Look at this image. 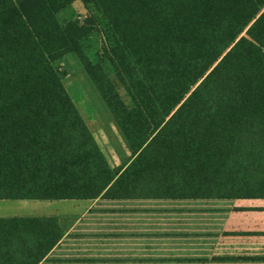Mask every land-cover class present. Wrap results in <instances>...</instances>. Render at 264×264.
Segmentation results:
<instances>
[{"label":"trees","instance_id":"1","mask_svg":"<svg viewBox=\"0 0 264 264\" xmlns=\"http://www.w3.org/2000/svg\"><path fill=\"white\" fill-rule=\"evenodd\" d=\"M75 0H0V199L264 197V0H81L131 97L94 79L134 155L113 169L54 62L92 64ZM91 74V72H90ZM56 217H0V264H39Z\"/></svg>","mask_w":264,"mask_h":264},{"label":"crops","instance_id":"2","mask_svg":"<svg viewBox=\"0 0 264 264\" xmlns=\"http://www.w3.org/2000/svg\"><path fill=\"white\" fill-rule=\"evenodd\" d=\"M15 200L63 230L39 264H264V197Z\"/></svg>","mask_w":264,"mask_h":264},{"label":"rangeland","instance_id":"3","mask_svg":"<svg viewBox=\"0 0 264 264\" xmlns=\"http://www.w3.org/2000/svg\"><path fill=\"white\" fill-rule=\"evenodd\" d=\"M57 19L63 26L69 22H77L86 31V35L79 39V43L92 64L91 74L76 51L68 52L57 59L54 66L58 69L64 86L86 120L110 166L113 169H118L132 160L134 150L128 144L91 76L93 75L100 81V85L107 91L108 85L103 76L105 74L125 104L128 107L132 106L131 97L118 80L114 66L106 52L108 47L115 43L114 32L105 14L92 2L84 4L81 0L74 1L57 13ZM24 201L32 204H24ZM41 201L0 200V216L27 215L31 208L44 213L51 204L50 202L41 203Z\"/></svg>","mask_w":264,"mask_h":264}]
</instances>
